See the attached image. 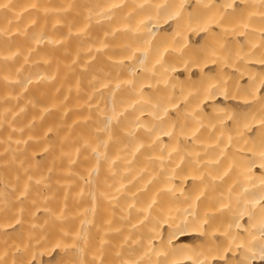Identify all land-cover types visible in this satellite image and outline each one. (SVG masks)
<instances>
[{
  "label": "bare ground",
  "instance_id": "bare-ground-1",
  "mask_svg": "<svg viewBox=\"0 0 264 264\" xmlns=\"http://www.w3.org/2000/svg\"><path fill=\"white\" fill-rule=\"evenodd\" d=\"M55 259L264 264V0H0V264Z\"/></svg>",
  "mask_w": 264,
  "mask_h": 264
},
{
  "label": "rangeland",
  "instance_id": "rangeland-1",
  "mask_svg": "<svg viewBox=\"0 0 264 264\" xmlns=\"http://www.w3.org/2000/svg\"><path fill=\"white\" fill-rule=\"evenodd\" d=\"M112 249H113V248H112ZM110 251H111V250H110ZM110 251H109V254H110ZM111 253H113V254H114V252H113V251H111ZM113 254H112V255H113ZM110 256H111V255H110ZM55 262H57V260H56V259L54 260V262H52V263H50V264H55ZM57 263H58V262H57Z\"/></svg>",
  "mask_w": 264,
  "mask_h": 264
}]
</instances>
